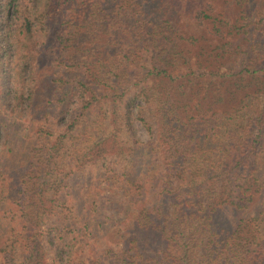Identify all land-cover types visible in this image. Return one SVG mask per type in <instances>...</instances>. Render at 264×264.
Returning a JSON list of instances; mask_svg holds the SVG:
<instances>
[{"label":"trees","instance_id":"16d2710c","mask_svg":"<svg viewBox=\"0 0 264 264\" xmlns=\"http://www.w3.org/2000/svg\"><path fill=\"white\" fill-rule=\"evenodd\" d=\"M215 2L0 0V264H264V0Z\"/></svg>","mask_w":264,"mask_h":264},{"label":"rangeland","instance_id":"374dc122","mask_svg":"<svg viewBox=\"0 0 264 264\" xmlns=\"http://www.w3.org/2000/svg\"><path fill=\"white\" fill-rule=\"evenodd\" d=\"M222 1L223 0H216L215 2V7L218 9V10H221V6H222ZM235 12H236V9L235 8H232L230 11H229V18L231 20H234L235 18ZM54 15V13H52ZM0 120H4V109L1 108V105H0ZM4 122V121H3Z\"/></svg>","mask_w":264,"mask_h":264}]
</instances>
